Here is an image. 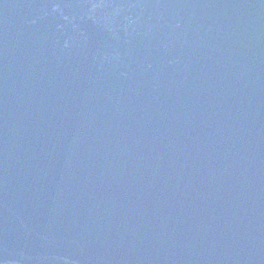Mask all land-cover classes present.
<instances>
[{
    "label": "water",
    "instance_id": "obj_1",
    "mask_svg": "<svg viewBox=\"0 0 264 264\" xmlns=\"http://www.w3.org/2000/svg\"><path fill=\"white\" fill-rule=\"evenodd\" d=\"M0 264H264V0H0Z\"/></svg>",
    "mask_w": 264,
    "mask_h": 264
}]
</instances>
